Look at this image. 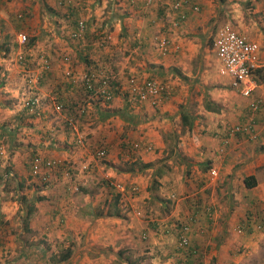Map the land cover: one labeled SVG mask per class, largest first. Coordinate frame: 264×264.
I'll return each instance as SVG.
<instances>
[{
    "label": "rangeland",
    "instance_id": "rangeland-1",
    "mask_svg": "<svg viewBox=\"0 0 264 264\" xmlns=\"http://www.w3.org/2000/svg\"><path fill=\"white\" fill-rule=\"evenodd\" d=\"M38 1L39 0H30L29 6L34 5L35 2ZM67 1H70L71 4L76 3L75 0H56V4L52 5L50 1L48 3L47 0H41L40 4L36 6L38 10L41 9L40 14H36L35 16V12L31 14L30 11L27 13L25 10L19 11L17 9L14 11L15 13L12 15L10 21H8L6 29H3L1 27L3 24H0V122L5 126V128L2 127L3 130L0 133V264H57L55 262L57 259L56 257L63 248H70L71 251L69 258L61 264H80L79 261L76 260V251L80 248V244L77 246V242H81L82 240V230L86 233L87 229L90 231L88 233L89 237L91 234H96L97 236H92L90 244L92 250L90 255L93 256L96 254V260L94 257H92V259L88 257L93 263L89 261L86 264H129L128 261L130 260L131 262L133 260V262L137 261L138 263V260H140L142 261L140 264H172L174 260L173 257H166L171 252L169 250H167V252L164 251V255L162 256L160 247H158L160 257L151 255V260L148 259L146 262L143 261L144 258L141 260L142 254L145 256V254L157 253L154 252L155 250L157 251V249L151 247L152 244L153 246L156 244V242L153 241L156 236L160 241L157 233L153 234V238L148 237V233H143L142 240H137L135 247H130V249L122 252H120L119 247L115 245V242L117 244L120 243V239L116 240L112 237V232L123 231L120 229L117 221L118 219H122L121 217H123V214L126 218L132 216L145 223V219L148 220L146 222L152 220L150 214L145 212V206L153 213L159 212L158 207L160 205H158V203V206L154 208V210L150 207L156 206L155 203L158 202L156 198L159 199V201L167 199L155 193V188L157 186L152 184V180L150 183L152 193L154 194L151 195L152 199L145 196L141 197L140 186L134 182H115L113 185L110 182L109 184L107 178H104L106 176L104 173L106 169L103 164H105L106 161L103 163L104 160L102 162L97 160L102 174L99 175L97 172L90 170V174H84L88 181L83 185L80 183L81 180H83L82 178H84L81 177L82 173L80 177H78V175L72 176L68 173L67 169L69 168V164L72 163L71 165L74 166V163L78 161L76 154L79 153L80 156V152L85 150V143L76 145V143L71 144L68 141L63 145L56 140L51 142V138H37L34 134H31L33 132L31 131V127L35 124L33 122L36 119L38 122V119L50 120V118L52 119L54 116H59V114H57L58 111L53 109L52 106H55V102L57 101L56 98L59 99L60 96H62H59V94L64 91V89H62L64 88V83L70 82L71 85L75 84V86L78 85L82 87L80 86V78L85 72L97 73L95 70L91 71V68L101 69L99 71L102 73L110 72L113 74V72H117L116 80L122 84L124 88L130 77H136V81H141L146 77L152 76L154 80L162 82L161 84L169 87L172 93V87H175L180 98L182 97L181 107H183V109H190L192 113L197 110L199 101L202 103L205 97L204 90H202L199 85L194 88H188L187 84H189V82L179 78L180 76L176 79L175 76L170 73L164 76L152 74L146 76L141 75L143 68V63L141 61L145 60V58H148L150 55V53L147 52L149 41L152 45V51L154 47L156 54L160 53L154 41L151 40L152 35H164L159 33V27L155 25L157 22L154 23V30L150 28L147 36L139 38L141 44H143L141 45L139 43L140 46L136 47L137 49L134 52L130 50L131 48L129 49L127 44H120L117 39L114 40V36H112L113 31L111 30L115 26L117 28L116 24H118L119 31L120 27H123L122 29L124 32L133 35L132 26H143L142 19L145 20V18L150 15V12L153 13L154 10L157 9L155 4L157 0L151 1V4H149L151 7L147 4H144L141 8L135 7L136 12H132L129 9H134L129 0H86L82 7H80V3H76L75 6L78 7L81 12L84 11L81 18L84 19L93 16L92 24L98 26L93 28H97L95 32H100L102 34L99 41L104 35L110 36L104 43L102 42L99 44V41L94 42L93 52L95 51V53H93V55L94 57L97 55L99 57H96V60H93V62L88 65L86 62H82L81 53L83 50L81 42L79 44L70 40L65 29L68 22L62 19V14L66 13L65 6L69 4ZM216 1L218 4L221 2L224 4L222 0ZM166 2V0H162V4L167 5ZM211 2L215 4L214 1ZM131 13H134V15H131ZM20 14H22V16ZM25 15L29 18H26L27 16L25 17ZM112 16H117V18ZM247 16L248 15L245 16V19H247ZM97 18H100V20ZM169 18H171V14L166 11L164 20ZM20 19L26 20L29 24L28 31H26L24 26L18 29V31L12 26L13 20L16 21ZM218 19L221 25H224V22L227 21L225 14L221 12L219 13ZM109 26H111L112 29ZM16 32H23L29 37H32L33 41L30 47H24L25 44L20 47L22 56H25V59L21 62L15 59L17 48L14 46L13 39ZM117 36L118 35H115V38ZM164 36L171 44V39L167 35ZM131 38L132 36L129 40H131ZM110 45H114L113 50ZM80 51L81 53L78 54ZM41 55L46 58V71L52 74V76H48L44 80L41 86L38 85L36 91L39 107L43 109V114L41 113L39 117H34L32 119L20 118L12 121L11 116L15 114L16 111H20V109L26 105L27 99L34 93V91L27 87L26 78L28 75H32L36 70H41V68H43ZM145 62L144 64H147V61ZM44 71H42V73H44ZM261 80H263V77H261ZM223 86H225V84H223ZM225 87L229 88L228 84H226ZM67 88L70 87L68 86ZM59 89H61V91H59ZM119 98H123L122 94L119 95ZM88 99L100 101L95 98V96ZM184 99L187 100L184 101ZM101 102L103 103L102 100ZM143 104L145 103H142V105ZM48 110H51L52 113L48 112ZM177 115L178 111L169 115L162 121V126H169L165 131H163L161 127L158 130L162 138L166 137V140L171 141L172 135L178 136L181 130L184 131V129H186L184 126H181L182 121ZM250 115L251 117L253 116V114ZM245 119L251 122L247 116ZM244 121L245 120H242V122ZM109 124V127L107 125L105 126L107 129L119 128L120 130V128H122L120 123L114 125L109 122ZM250 139H254V137ZM121 141H125L126 144H129L135 141V139L123 138ZM73 142L74 140L72 143ZM40 144L46 147V149L50 146L53 149H59L58 151L64 150L65 154L56 156V152H48L49 155L46 153L44 155L42 152L43 150L40 149ZM168 145L170 144L168 143ZM151 150L152 145L146 150L141 148L133 152H127H131L132 155L134 153L133 157L139 156L141 159L139 160L136 158V160L142 166L143 163L149 161L144 160L142 155ZM33 152L37 154L35 156V158H38L36 162L33 161L34 158L30 159L32 158L31 155ZM150 153L151 152H149V154ZM42 158L45 159V162L48 161L49 165H43L41 161ZM81 159L77 167L84 170L91 162V158L83 157ZM128 162L122 163L121 160L117 159L111 168L117 171H125L129 165ZM160 165H162V163ZM33 166H35L34 172ZM147 168H149V166L142 167L141 170H138L134 166L133 170L130 172H138L141 175L147 176L149 175V173L145 171ZM160 169L161 171L163 170L161 167ZM205 169L207 170V168ZM214 169L216 170L214 181L208 182L206 173H204L200 182L197 180L201 185L195 186L192 190L194 195H191V197H193L192 199H196L193 203L194 210L203 209V206H205L204 204L211 207L212 213L210 218H212L213 215L212 203L210 202H212V199L215 200L216 196L219 195L215 194V185H218L220 182V171L217 170V167ZM117 184L124 187L125 192L123 190L121 191V188L119 189ZM131 184L138 185V189L131 192L129 190V185ZM80 187L86 189L83 191L79 189ZM115 193L118 194L117 197H113ZM189 194L191 193H188V195ZM176 195V201L185 199L188 196L186 193ZM108 198L110 201L105 202ZM114 199L116 200L115 206L112 205V200L114 201ZM128 202L135 205L132 211H130L131 214L126 211ZM166 207L167 209L169 208L167 203L164 204V212H166ZM234 209V207H229L230 211ZM27 210L30 211V215L25 217L24 215ZM176 212H179L183 219V221L179 220L180 224L186 222L185 219L191 216V210L188 206L183 212H181V209H178L177 211H171V213L169 211L167 215L174 219L172 216H174ZM220 213L222 214L221 209ZM162 214L163 213H161V217H164ZM78 215L82 217L91 215L92 219H88L81 223L78 220ZM155 215L158 216V213ZM93 218L98 222L95 223ZM163 219H165V217ZM245 221L249 222L248 219H245ZM245 221L243 223H245ZM88 223L89 225L87 226ZM103 223L106 225H103ZM192 223L193 220L189 222L188 227H186L187 230L183 234H181V232L178 233L176 227H174L176 237L173 241L175 243L176 252H183L177 257L183 255L188 251L189 248L187 247L194 244V241L189 237L190 231L192 230ZM261 227V225H257L255 230L258 235L251 236L246 246H243L245 249L243 251L238 249V252H234V257L231 256V253L222 256V252H216L213 256L203 255L202 250L199 251V248L193 246L192 248L194 250L190 254H187L189 255V261L191 264H217L216 261L218 259L220 260V257H223L224 259L221 264H264V232H261L262 235L258 237L260 234L258 232H260ZM241 229L242 227L238 226L236 230ZM180 235H182V237ZM182 238L185 240V243H181V241H183ZM205 241L210 246L212 245L211 239L207 240L205 238L203 243H205ZM167 242L169 243V239ZM126 243L127 240L123 241V244ZM109 244H113L114 247L107 252L100 251V248H106ZM84 246L89 248L87 245ZM136 250H138L137 253L135 252ZM87 254L85 253L86 257ZM241 255L242 258H240ZM228 257L233 260L230 262Z\"/></svg>",
    "mask_w": 264,
    "mask_h": 264
},
{
    "label": "crops",
    "instance_id": "crops-1",
    "mask_svg": "<svg viewBox=\"0 0 264 264\" xmlns=\"http://www.w3.org/2000/svg\"><path fill=\"white\" fill-rule=\"evenodd\" d=\"M49 1L52 2V5L56 4V0H47L48 3ZM129 1L132 2V0ZM148 1L152 0H146V3H148ZM211 1H214L215 4ZM222 1H224V4L223 2L218 4L216 0L192 1L199 5V10L197 12H193L190 9L189 11L187 10L186 19L182 24L176 27L171 26V18L164 20L165 14H162L163 11L159 13V9L157 8L153 13L158 15V18H155V15L150 12V15L145 18V20L142 19V27L139 25L138 27L132 26L133 35L135 34L134 36L124 32L122 29L123 27H120L119 31L118 24H116L117 28L116 26L113 27V29L111 28L114 40L117 39L120 44H127L129 49L131 48L130 50L134 52L137 49V45L140 46L141 44L139 38L147 36L150 28L154 30V23L157 22L155 25H158L159 33L167 35L172 42L168 52L160 55L156 54L154 47L152 51V45L149 41L147 52L150 53V55L148 58L141 61L143 63L141 75L146 76L152 74L164 76L170 73L173 74L176 79L180 76L179 78L189 82V84H187L188 88H194L199 85L200 88L204 90V95H207V98L217 105V111L205 110L201 101H199L197 110L193 113L191 112L190 128L187 129L188 126L185 125L184 127L186 129H184V131L181 130L178 136L172 135L171 141L166 140V137L162 138L158 133L160 127L163 131L169 128L167 125L162 126V121L176 111H178L177 116L180 117V111L183 109V107H181L182 97L180 98L179 94L176 92L177 89L172 87L173 93H171V96L156 108L147 104L130 107L126 105L119 96H115L105 106L101 101H95L94 99L87 100L86 106L88 108V116L84 117L75 129L76 137L80 136L84 138L86 148L80 152V156L79 153L76 154L78 159L75 158L78 161L74 163V168L71 169L69 167L67 171L70 175H78V177H80L82 173L81 177H84L82 178L84 181H79L81 184L85 185L88 181L84 174H90V170L97 172L99 175L102 174L97 160H100V162L104 160L103 163L106 161V163L103 164L106 171L103 172L106 175L104 178H107L109 184L110 182L112 185L115 182H134L140 186L141 197L145 196L152 199L151 195L154 194L152 193L150 183L153 178L157 180L158 184L155 188V193L157 195H162L167 200L159 201V199L156 198L158 201L155 203L156 206L149 207L154 210V208L160 205L158 207L160 214L159 212H151L148 207L145 206V212L149 213L152 219L149 220L150 222H146L148 220L145 219L146 224L132 216L126 218L123 214V217H121L122 219L117 220L120 229L123 231L112 232V237L114 239H120L119 244L115 242L120 252L130 249V247H135V243L142 238L143 233H148V237L150 238H153V234L157 233L160 241L156 236V238L153 239L156 244L154 246L150 244L152 248L157 249V251H154L157 253H149L145 254V256L142 254L141 260L144 258L143 261L145 262L148 259L151 260V255L160 257V251H158V247H160L162 256L164 255V251L167 252V250H169L171 252L166 257H173L174 260L172 264H191L189 255H187L188 251L183 254L184 256L181 255L177 257L183 252H176L175 243L173 241L176 237L174 227L180 222L179 220L183 221V219L179 212H176L175 215L172 216L174 219L167 215L169 211L171 213V211H177L178 209H181V212H183L184 209H187V206L191 210L190 219L193 220L189 237L194 241L192 245L199 248V251L202 250L203 255L213 256L216 252H222V256L231 253V256L234 257V252H238L239 250L243 251L245 249L243 246H246L251 236L258 235L255 230L257 225L262 226L260 232H258L260 233L258 237L262 235L261 232H264V84H260L253 91L251 96L261 98L263 101L261 111L253 118L257 132L256 137L250 139L245 137L244 134H238L230 136L226 142H222L220 138L222 137L224 126H230L235 122L245 120L248 113L247 103L249 98L241 97L234 89L225 87L226 84H229V78L219 73V65L208 39V37L211 36L213 26H219L220 24V21H218L219 13H224L227 20L224 22L225 24L231 26L236 32L245 36L248 40H254L258 43V63L259 65H264V0ZM40 2L41 0L35 2V6H29L30 0H0V24H3L1 27L6 29L8 21H10L12 15L15 13L14 11L17 9L19 11L25 10L27 13L30 11L31 14L35 12V16L36 14H40L41 9L38 10L36 7ZM129 9L132 12H136L135 8ZM83 13L84 11L80 12V17ZM131 15H134V13H131ZM246 15H248L247 19H245ZM67 17L68 13L62 14V19L66 22ZM112 17L117 18V16ZM26 18L29 17L27 16ZM84 19L89 24L87 29L91 32H95L97 28L93 27L98 26L92 24L93 16ZM97 19L100 20V18ZM22 20L23 21L20 22L21 26H24L26 31H28L29 24L26 20ZM16 21L13 20V24L16 23ZM215 22L216 25H214ZM12 26L14 27V25ZM115 35L118 36L115 38ZM131 36L132 38L129 40ZM80 42L83 51L82 53L81 51L78 52V54H82V62H86L88 65L99 56L97 55L94 57V46L87 49L88 46L84 38ZM91 44L94 45V42ZM110 47L112 50L114 49V45H110ZM84 57L86 59H84ZM145 61H147V64H144L146 63ZM116 74L117 72L114 75ZM48 75L52 76L50 72ZM223 84H225V86H223ZM69 87L70 88H67L66 83H64V88H62L64 91L59 94V96L62 95L60 96L62 101L71 102V100L84 98L81 95L82 91H79L81 88L78 85L75 86V84H73ZM59 91H61V89H59ZM186 100L187 99H184V101ZM53 109L56 110L55 107H53ZM48 112L52 113L51 110H48ZM62 118H64V115L59 114V117L54 116L52 119L50 118V120L38 119V122L37 119L34 120L33 123L35 124L31 127V131H33L31 134H34L37 138H44L43 136L47 134L50 135L49 138H51V141L54 142L56 140L65 145L66 142L71 141V138L66 136L63 130L64 128L60 123ZM109 122L114 125L120 123L122 128H120V130L119 128L107 129L105 126L107 125L109 127ZM0 125L5 128L4 124L1 122ZM2 127L0 126V133L3 130ZM41 134L44 135L42 136ZM123 138L135 139V141L143 139V142H146V140L150 142L152 150L149 152L151 153L145 152L142 155L144 160H149L148 162L152 163V166L145 170L149 175H141L138 172L135 173L127 170L117 171L111 168L117 159L121 160L122 163H127L130 160L134 161L136 158L139 160L141 159L139 156L128 158L118 154L119 151H121L120 143ZM100 141L106 145L107 153L103 158L97 159L94 158L90 150L94 147L96 148V144ZM168 143L170 145H168ZM48 147L47 149L44 146L40 147L44 155L45 153L49 155L48 152H56V156L65 154L64 150L58 151L59 149ZM80 157L91 158V162L84 170L77 167L78 163L81 162L80 160H82ZM161 163L162 165H160ZM159 167L163 170L158 177L155 176L154 171ZM209 167H217V170L220 171V182L218 185H215V194L219 195L216 196L215 200L212 199V202H210L213 208L212 218H208L203 209L194 210L192 199L190 197L187 198L193 194L192 190L195 186L201 185L197 180L200 182L201 177L206 172L205 168L208 169ZM249 175L253 176L254 184L252 187H245L243 184V177ZM79 189L84 191L86 188L80 187ZM172 192L175 194H191L185 199L173 201L169 198ZM106 201H110L109 198L105 200V202ZM163 203L169 205L166 212H164ZM113 204L112 200V205ZM127 204L126 211L131 214L130 211H132L135 205L131 202ZM229 207H234L235 209L230 211ZM157 213L158 216L155 215ZM161 213H163L162 215H164L165 219L161 217ZM78 218L77 219L81 223L88 219H92L91 215H86L85 217L78 215ZM245 219L249 220V224L246 226L245 223H243ZM93 220L95 223L98 222L95 218H93ZM88 225L89 223L87 226ZM103 225L106 224L103 223ZM238 226H241L242 229L236 230ZM89 232V229H87L86 233L82 230L81 233H83V235H81L83 242L82 240L81 242H77V246L80 244V248L76 251V260L79 261L80 264L88 263L90 261L89 258L92 259V257L96 260V254L93 256L90 255L92 252L90 244L92 236L96 237L97 235L91 234L90 238ZM205 238L207 240H212L211 246L206 241L203 243ZM168 239L169 243L167 242ZM125 240H127V243L123 244ZM84 245H87L89 248ZM113 247V244H109L106 248H100V251L107 252ZM135 252L137 253L138 250ZM85 253H88L87 257ZM240 258H242V255ZM223 259V257H220V260L218 259L216 263L221 264ZM228 259L230 262L233 260L230 257H228ZM138 261L139 263L137 261L133 262V260L132 262L131 260L128 262L129 264H140V262H142L140 260ZM90 262L93 263L92 261Z\"/></svg>",
    "mask_w": 264,
    "mask_h": 264
},
{
    "label": "built area",
    "instance_id": "built-area-1",
    "mask_svg": "<svg viewBox=\"0 0 264 264\" xmlns=\"http://www.w3.org/2000/svg\"><path fill=\"white\" fill-rule=\"evenodd\" d=\"M86 0H75L77 4L80 3V7L83 6ZM75 3V4H76ZM186 3V0H177L174 2L171 7L172 9H178L182 7ZM190 9L193 12L198 11V6L196 4H191ZM78 30L75 33H71L72 36L78 35L79 33L83 32V22L82 20L77 21ZM109 35H104L102 39L99 41V44L102 42L104 43L109 39ZM101 38V37H100ZM154 43L156 44L157 48L160 50V54H164L167 50L168 40L164 36H156L153 37ZM16 45V53L15 59L18 62L23 60V56L20 52V47L26 41V35L23 32H16L14 34L13 39ZM211 45L214 51V56L216 61L219 65V73L227 76L229 78V84L232 87H240V94L244 97L249 96L250 92L258 87L260 84H264V65H259L258 63V49L259 45L254 40H248L245 36L236 32L231 26L228 24L220 25L215 29V32L212 37ZM41 55V60L43 64V68L41 70H36L32 75H28L26 78L27 87L30 88L34 93L27 99V103L29 107L36 105L39 106V100L36 97V91L38 89L39 79L42 76V71L47 70V64L45 62L46 58ZM42 67V65H41ZM44 71V72H45ZM257 71V73H256ZM115 76L110 72H85L83 76H81V86L85 88L89 94L92 96H99L103 95L108 97L109 95L113 94L117 88L120 90H124L126 93L127 98L130 99L132 103L142 104L146 103L152 107H157L161 105L170 95V92L167 86L161 84L154 79H143L141 81H136V78L130 77L127 80V84L125 88L123 86H112V79ZM263 77V80H261ZM110 85V86H109ZM119 90V91H120ZM54 107L58 109L60 103H55ZM28 107V108H29ZM251 109L255 110L257 107V103H253L251 105ZM82 110V107L79 108ZM68 125L75 131V120L67 119ZM248 123L244 124L242 129L245 133L249 135V137H254V132L252 128V123L247 121ZM69 127V126H68ZM233 131H237V126H234L229 129V136L232 135ZM77 142L80 141V136H77ZM225 140L224 142H226ZM133 149H141L144 150L150 147V144L144 142H130L129 143ZM94 156L95 158L103 157V153L98 151ZM38 158L33 159L36 162ZM53 163V161H52ZM46 165H49V162H46ZM35 166H33L34 172ZM207 181L212 182L216 177V170L214 168H209L207 170ZM117 187L122 191H124V187L117 184ZM129 190L131 192L137 190L136 186H130ZM204 211L208 218L211 217V207L205 206ZM248 225V221H245V226ZM187 227V226H186ZM183 227L181 234L186 232L187 228ZM182 237V235H180ZM183 241L181 243H185V240L182 238Z\"/></svg>",
    "mask_w": 264,
    "mask_h": 264
},
{
    "label": "trees",
    "instance_id": "trees-1",
    "mask_svg": "<svg viewBox=\"0 0 264 264\" xmlns=\"http://www.w3.org/2000/svg\"><path fill=\"white\" fill-rule=\"evenodd\" d=\"M167 2V5H165V4H162V1H156L155 2V4H156V6H157V8L159 9V13H162V11H163V13L162 14H165V12L166 11H168L170 14H171V26H179L180 24H182L183 22H184V20L186 19V15H187V12L189 11V6L191 5V4H197V3H195V2H192V1H195V0H186V3L182 6V7H179L178 9H172V7H171V5L174 3V2H177V0H166ZM69 4H67L66 6H65V10H66V13H68V17H67V22H68V24L66 25V27H65V29H66V32L68 33V37H69V39L70 40H72V41H75L76 43H79L80 44V41L84 38L85 40H86V44H87V49H90V48H92V42H95V41H99V38H100V36L102 35L100 32H91V31H89L87 28H88V26H89V24H88V22L85 20V19H83V18H81L80 17V12H81V10L80 9H78V7H76L75 6V4H71L70 3V1H67ZM131 4L133 5V7L135 8V7H143L144 6V4L146 5H149V4H151V1H148V3H146V0H132V2H131ZM153 5V4H152ZM150 6V5H149ZM167 6V7H166ZM197 6H198V10H199V5L197 4ZM151 7V6H150ZM188 10V11H187ZM191 10V9H190ZM145 11H147V10H145ZM192 11V10H191ZM197 12V11H196ZM26 14V13H25ZM21 16H22V14H20ZM153 15H155L154 17L155 18H158V15H156V14H154L153 13ZM27 15H25V17H26ZM79 20H82V22H83V32H81V33H79L78 35H74V36H72V32L73 33H75V32H77V30H78V27H77V21H79ZM21 21H23V20H17L16 21V23H14L13 25H14V28L15 29H17V31H18V29H20V28H22V26H21V24H20V22ZM214 25H216V22H215V24ZM219 26H220V24H219ZM219 26H213V28H212V32H211V36H209L208 37V39H209V43L211 44V41H212V37H213V34H214V32H215V29L217 28V27H219ZM110 28H111V26H109ZM26 35V34H25ZM33 43V41H32V37H29L28 35H26V41H25V45H24V47L26 46H29L30 47V45ZM22 45V46H23ZM14 46L16 47V45H15V43H14ZM21 46V47H22ZM211 46V49H212V51H213V48H212V45H210ZM213 53H214V51H213ZM23 59H25V56H23ZM84 59H86L85 57H84ZM89 70H90V68H89ZM97 71V72H99V70H101V69H97V68H95V69H92L91 68V71ZM48 72L49 71H46V72H44L43 74H42V76L40 77V79H39V83H38V85H42V83L44 82V80L49 76L48 75ZM256 73H257V71H256ZM113 75H114V72H113ZM115 76V75H114ZM117 78H116V76L111 80L112 82V86H121V84L116 80ZM147 79H153L152 78V76H150V77H148ZM162 83V82H161ZM66 85H67V87L68 86H70L71 84H70V82H68V83H66ZM164 85V84H163ZM81 86V85H80ZM110 86V85H109ZM228 86L230 87V88H232V89H234L235 90V92L236 93H238V95H240L241 97H244V96H242L241 94H240V87L238 86V87H232L230 84H228ZM81 88V90H79L80 92H81V95H82V97H84L83 99H78V100H71V102L70 101H62L60 98L59 99H57L56 98V102L55 103H60V106H58V109H56V111H58V113L57 114H63L64 115V118H62V121H60V123H61V125H62V127L64 128L63 130H64V132H65V134H66V136H68V137H70L71 138V141H70V143L71 144H74V143H76V145H81L82 143L84 144L85 143V141H84V138L83 137H80V141L79 142H77V138H76V134H75V131L74 130H72V128L70 127V125H68V121H67V119H71V120H75V126H76V128H77V126H78V124L80 123V121L82 120V119H84V117H86V116H88V113H87V110H88V108H87V106H86V102H87V100H89L88 98H90V97H92V95L91 94H89V92L85 89V88H83V87H80ZM168 88V90H169V92L171 91V89L169 88V87H167ZM256 89V88H255ZM254 89V90H255ZM120 89L119 88H117L116 90H115V92L113 93V94H111V95H109L108 97H106V95H105V97L103 96V95H99L98 97L96 96L95 98H97L98 100H102L103 101V104H104V106L105 105H107L112 99H113V96H119L120 94H121V90L119 91ZM253 90V91H254ZM253 91H251L250 92V94H249V96H246V97H244V98H249V100H248V103H247V108H248V113H247V118H249L250 119V121L252 122V128L254 129L253 130V132H254V134H255V136H254V138L256 137V135H257V132H255V130H256V128H255V123H254V121H253V118H254V116L257 114V113H259L260 111H261V109H262V107H263V101L261 100V98H256V97H251L252 96V93H253ZM171 93L172 92H170V95L169 96H171ZM122 99H123V102L126 104V105H128V106H130V107H134L135 105L136 106H138V105H142V104H136V103H132L131 101H130V99L129 98H127V96H126V93H123L122 94ZM169 98V97H168ZM257 103V107H256V109L255 110H252L251 108V105L253 104V103ZM55 105H57V104H55ZM202 105H203V107H204V109L205 110H208V111H217L218 110V108H217V105L215 104V103H213L211 100H209V98H207V96L205 95V97L203 98V100H202ZM29 104L28 103H26V105H24L21 109H20V111L18 110V111H16V113L15 114H13L11 117H12V121L13 120H18V119H20V118H28V119H32V118H34V117H39L40 115H41V113L43 114V109L41 108V107H39V106H36V105H33V106H31V107H29ZM50 107V106H49ZM54 106H52V108H53ZM80 107H82V110H79V108ZM180 107V106H179ZM47 112V111H46ZM250 114H253V116L251 117V115ZM190 116H191V111H190V109H188V108H186V109H182L181 111H180V119H181V125L182 126H188L187 127V129L188 128H190L189 127V124H190ZM59 117V116H58ZM192 117V116H191ZM246 123H248L247 122V120L245 119V121L244 122H242V120L241 121H239V122H235L234 124H232V125H230V126H224V128H223V134H222V137L220 138L221 139V141L222 142H224L225 140H227L230 136H229V129L230 128H232V127H234V126H237V131H233V133H232V135L231 136H234V135H238V134H244L245 135V137H247V138H250L249 137V135L247 134V133H245L244 131H243V129H242V127H243V125L244 124H246ZM1 127H2V125H0ZM69 126V127H68ZM50 137V135H47L46 134V136L44 137L45 139H47V138H49ZM74 140V142L72 143V141ZM138 141V140H137ZM142 140H139V142H141ZM52 142V141H51ZM134 142V141H133ZM147 143V142H146ZM147 144H150V143H147ZM151 145V144H150ZM120 149H121V151H119V154L120 155H122V156H126V157H133L134 156V153H133V155H132V153L131 152H127V151H136L137 149H133L132 147H131V145L130 144H126L125 143V141H122L121 143H120ZM90 151H92V153H93V155L94 156H96L95 154L98 152V151H101L102 153H103V157L106 155V153H107V147H106V145H104L101 141L100 142H98L97 144H96V148L94 147V148H92ZM32 153V152H31ZM122 153V154H121ZM37 154H35L34 152H33V154L31 155V157L32 158H30V159H33L35 156H36ZM103 157H99V158H97V159H101V158H103ZM44 158V157H43ZM41 159V161H42V164L44 165V164H46V162H45V159ZM129 165H128V167L125 169V170H128V171H131V170H133V167L135 166L138 170H141L142 169V167H147V166H152V163L151 162H147V163H143L142 164V166H141V164H139L138 162H137V160L135 161H132V160H130L129 162ZM69 164V163H68ZM69 167L72 169V168H74V166L73 165H71V164H69ZM66 168V167H65ZM159 169V170H158ZM157 170H155L154 171V174H155V176H158V175H160L161 173H162V171H161V169H160V167L158 168ZM67 170H69V169H67ZM152 184H155L156 186H157V184H158V182H157V180L155 179V178H153L152 179ZM243 184L245 185V187H252L253 186V184H254V179H253V176H251V175H249V176H245V177H243ZM155 185H153V186H155ZM129 186H136V188H137V186L138 185H136V184H131V185H129ZM138 189V188H137ZM117 195L118 194H114V196L113 197H117ZM172 195V200L174 201L175 200V198L177 197V195L175 194V193H170V195H169V198H171L170 196ZM193 198V197H191V196H188L187 198ZM196 199H192V204L194 203V201H195ZM113 203L115 204L116 203V200L114 199V201H113ZM113 204V205H114ZM165 210H167V207L165 208ZM30 211H26L25 212V217L27 216H29L30 215V213H29ZM186 220V222H184V223H182V224H180V223H178L175 227H176V231L179 233V231H181L182 230V228L183 227H188V225H189V222L191 221V219L190 218H187V219H185ZM25 222V221H24ZM193 247V245L191 244L190 245V247H187V248H189L188 249V254H190L194 249L192 248ZM190 250V251H189ZM70 248H63V250L62 251H60V253H59V255L56 257L57 259L55 260V262L57 263V264H61V263H63L64 261H66L68 258H69V256H70ZM186 251V250H185ZM187 252V251H186Z\"/></svg>",
    "mask_w": 264,
    "mask_h": 264
},
{
    "label": "clouds",
    "instance_id": "clouds-1",
    "mask_svg": "<svg viewBox=\"0 0 264 264\" xmlns=\"http://www.w3.org/2000/svg\"><path fill=\"white\" fill-rule=\"evenodd\" d=\"M161 36H164V35H161ZM153 37H156V36H154V35H152V37H151V40L152 41H154L153 40ZM158 37H160V36H158ZM165 37V36H164ZM166 38V37H165ZM167 39V38H166ZM137 44V43H136ZM171 44L169 43V41H168V44H167V49H169V46H170ZM137 47H139V45H137ZM168 51L166 50V52L164 53V54H166ZM160 54V53H159ZM161 55V54H160ZM115 74V73H114ZM116 76V75H115ZM134 78H136V77H134ZM148 77H146V78H144V79H147ZM121 86H122V84H121ZM122 92H121V94H123V93H125V91L124 90H121ZM118 96V95H117ZM115 96H113V98H114ZM170 97V96H169ZM168 99V98H167ZM166 99V100H167ZM146 104V103H145ZM162 104V103H161ZM148 105V104H147ZM150 106V105H149ZM160 106V105H159ZM158 107V106H157ZM154 108H156V107H154ZM134 142H139V141H134ZM141 142H143V141H141ZM144 143H146V142H144ZM147 143H150V142H147ZM151 146V145H150ZM209 168H211V167H209ZM208 168V169H209ZM213 168V167H212ZM207 169V170H208ZM207 170H206V174H207ZM125 192V191H124ZM171 198L170 199H172V195L170 196ZM175 200H176V198H175ZM205 206H207V205H205ZM205 206H203V211H204V208H205ZM204 213H205V211H204ZM211 213H212V210H211ZM206 214V213H205Z\"/></svg>",
    "mask_w": 264,
    "mask_h": 264
}]
</instances>
